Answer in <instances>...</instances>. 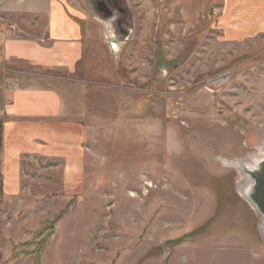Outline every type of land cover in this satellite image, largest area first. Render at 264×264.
Segmentation results:
<instances>
[{
    "label": "rangeland",
    "instance_id": "1",
    "mask_svg": "<svg viewBox=\"0 0 264 264\" xmlns=\"http://www.w3.org/2000/svg\"><path fill=\"white\" fill-rule=\"evenodd\" d=\"M122 1L131 32L113 48L71 0L84 59L41 78L82 130L56 156L8 163L10 178L0 160V264H264L259 218L222 162L264 144L262 9Z\"/></svg>",
    "mask_w": 264,
    "mask_h": 264
},
{
    "label": "crops",
    "instance_id": "2",
    "mask_svg": "<svg viewBox=\"0 0 264 264\" xmlns=\"http://www.w3.org/2000/svg\"><path fill=\"white\" fill-rule=\"evenodd\" d=\"M187 1L203 11L212 2H223L224 10L232 12L257 1L256 10L262 9L264 16V0ZM0 18L16 23L19 32L12 36L4 26L0 30V160L7 179L16 170L8 163L24 155L56 156V147L68 146V137L79 136L80 123L78 133L71 132L77 123L68 119L62 92L41 77L68 74L83 61L91 31L83 11L71 0H0ZM257 27L264 31V20ZM59 135L63 141L56 140Z\"/></svg>",
    "mask_w": 264,
    "mask_h": 264
},
{
    "label": "water",
    "instance_id": "3",
    "mask_svg": "<svg viewBox=\"0 0 264 264\" xmlns=\"http://www.w3.org/2000/svg\"><path fill=\"white\" fill-rule=\"evenodd\" d=\"M130 32L129 19L123 30L122 43L128 39ZM222 162L237 171L239 182L236 191L259 218L258 230L264 243V153L231 161L222 159Z\"/></svg>",
    "mask_w": 264,
    "mask_h": 264
},
{
    "label": "flooded vegetation",
    "instance_id": "4",
    "mask_svg": "<svg viewBox=\"0 0 264 264\" xmlns=\"http://www.w3.org/2000/svg\"><path fill=\"white\" fill-rule=\"evenodd\" d=\"M86 2L90 17L104 26L103 30H106L112 39L109 45L115 48L121 42L124 27L130 17L124 2L122 0H86ZM262 147L259 149L261 154L264 153Z\"/></svg>",
    "mask_w": 264,
    "mask_h": 264
},
{
    "label": "trees",
    "instance_id": "5",
    "mask_svg": "<svg viewBox=\"0 0 264 264\" xmlns=\"http://www.w3.org/2000/svg\"><path fill=\"white\" fill-rule=\"evenodd\" d=\"M35 259V264H39V258L38 256L34 258Z\"/></svg>",
    "mask_w": 264,
    "mask_h": 264
}]
</instances>
